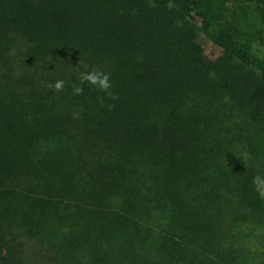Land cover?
<instances>
[{
	"label": "trees",
	"instance_id": "trees-1",
	"mask_svg": "<svg viewBox=\"0 0 264 264\" xmlns=\"http://www.w3.org/2000/svg\"><path fill=\"white\" fill-rule=\"evenodd\" d=\"M261 50L264 0H0V264H264Z\"/></svg>",
	"mask_w": 264,
	"mask_h": 264
},
{
	"label": "clouds",
	"instance_id": "clouds-1",
	"mask_svg": "<svg viewBox=\"0 0 264 264\" xmlns=\"http://www.w3.org/2000/svg\"><path fill=\"white\" fill-rule=\"evenodd\" d=\"M81 65L85 68L84 71H79L78 83H73L72 93L75 96H81L84 94V85L88 84L95 88L97 91L107 94V96L115 101L119 97L115 95L111 89L113 87L111 83L110 73H107L99 68L93 67L90 70L87 69V65H83V61H80ZM66 81L64 79H57L54 83H48L46 87L53 93H60L65 89ZM100 103L103 105L104 100L101 97ZM109 108H114V105H109ZM80 113L74 112L72 119H79ZM243 159H247L246 155L241 156ZM254 191L261 199H264V175L257 174L252 179Z\"/></svg>",
	"mask_w": 264,
	"mask_h": 264
},
{
	"label": "rangeland",
	"instance_id": "rangeland-1",
	"mask_svg": "<svg viewBox=\"0 0 264 264\" xmlns=\"http://www.w3.org/2000/svg\"><path fill=\"white\" fill-rule=\"evenodd\" d=\"M199 42L205 47L208 54H212L213 51L216 49L214 44L211 41H209L203 33L199 35ZM260 53L264 54V51L261 50Z\"/></svg>",
	"mask_w": 264,
	"mask_h": 264
}]
</instances>
